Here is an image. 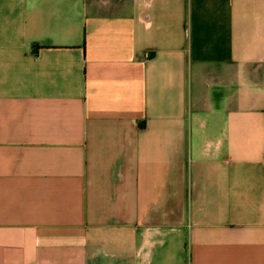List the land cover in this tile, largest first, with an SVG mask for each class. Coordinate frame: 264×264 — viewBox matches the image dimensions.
I'll use <instances>...</instances> for the list:
<instances>
[{
  "label": "crops",
  "instance_id": "1",
  "mask_svg": "<svg viewBox=\"0 0 264 264\" xmlns=\"http://www.w3.org/2000/svg\"><path fill=\"white\" fill-rule=\"evenodd\" d=\"M0 264H264V0H0Z\"/></svg>",
  "mask_w": 264,
  "mask_h": 264
}]
</instances>
